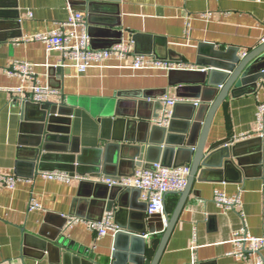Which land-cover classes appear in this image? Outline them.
<instances>
[{
  "label": "crops",
  "instance_id": "crops-1",
  "mask_svg": "<svg viewBox=\"0 0 264 264\" xmlns=\"http://www.w3.org/2000/svg\"><path fill=\"white\" fill-rule=\"evenodd\" d=\"M113 1L0 0V173L17 178L13 190L0 186V264H64L61 256L67 252L72 255L67 257V264H133V260H139L144 249L142 241L133 243L125 236L116 238L119 224L134 230L141 226L140 209L130 203L132 195H126L124 208L117 202L119 196L114 204L79 197L81 181L97 179V174L117 177L104 174V167L115 173L134 171L129 157L136 155L134 148H128L122 157L116 149H107V145L122 142L142 145L138 141L143 137L142 119L152 117L163 92L177 96L181 89L172 84L170 70L130 68L134 55L184 63L197 70L199 44H213L219 51L234 48L235 56H243L264 42V0ZM75 12L85 13L91 47L104 49L124 42L132 46L134 55L125 60L111 58L104 65L81 73L75 66L57 65L62 54L49 51L40 41L17 43L22 37L57 29ZM137 33L143 36L135 43L133 36ZM154 49L161 57L145 53ZM258 58L262 70L264 53ZM15 60L33 63L37 79L59 91L48 101L71 113V135L83 149L75 164L55 152L44 160L45 169L38 168L39 162L31 166L27 150L30 140L37 136V113L30 111L28 120L23 117L26 101L13 88L30 85L32 80L23 84L17 76L7 75V68ZM262 79L249 80L234 96L229 94L216 111L209 141L225 137L233 140L230 163L206 173L202 169L198 172L159 264H192L194 255L196 264H257L256 255L241 259L231 252L235 248L234 232L245 230L255 237L264 236V137L258 133L256 118L257 104L264 99ZM143 92L157 97L146 98L147 103L142 101L134 106V97L140 99L138 95ZM120 99L125 103L123 106L130 107V113H140L141 118L135 116L132 118L135 122H124L121 126L104 122L106 108L115 106ZM24 121L27 127L22 131ZM243 135L250 136L241 138ZM22 140L26 144L21 145ZM137 161L140 164L136 171L145 168V159ZM94 168L100 172H88ZM50 171L69 172L74 177L62 182L42 176ZM216 191L238 196L240 203L224 209L214 201ZM34 197L42 207L31 210ZM178 198L176 193L166 196L169 215ZM138 199L142 201L140 196ZM107 213L117 230H110L104 237H97L84 223L68 228L63 221V216L68 215L97 221ZM156 217L164 220L165 214ZM149 230L147 224V233L142 234L146 258L154 256L160 240L159 233L152 234ZM60 232L66 236L70 248L61 246V258L55 261L54 256L38 246L36 236L50 241L49 236ZM40 233L44 237L40 238ZM261 252L264 259V249ZM74 255L82 259L76 260Z\"/></svg>",
  "mask_w": 264,
  "mask_h": 264
},
{
  "label": "water",
  "instance_id": "water-1",
  "mask_svg": "<svg viewBox=\"0 0 264 264\" xmlns=\"http://www.w3.org/2000/svg\"><path fill=\"white\" fill-rule=\"evenodd\" d=\"M89 1L92 3L97 2V0ZM120 1L114 0L113 2ZM141 36L143 35L139 33L133 36L135 43L141 40ZM155 39L160 38L155 36ZM235 50L234 48H229L227 51H219L213 47V44H199L196 60L199 64L197 70L172 69L169 71V77L173 85H178L181 88L177 93V97H192L200 99L201 103L177 102L171 108L172 117L170 118L169 124L162 126L155 122L152 123L153 119L159 116V112L157 111L163 107L158 100L156 102V111L151 115L152 117H146L140 123L142 124L140 129L143 132V137L138 141L142 145L132 146L125 142L107 145V149H116L119 156L122 157L126 156L125 154L128 148H134L137 151L136 155L133 157L129 156L134 171H136L135 167L140 164L137 158L141 157L145 159V168L148 169H154V163H160L165 167L190 165L191 171L187 177V186L180 192H172L179 195L178 203L172 214L169 215L166 210L165 221L162 218H157V214L153 216L149 215L148 217L147 203L139 201L138 199L141 193L140 189L110 187L103 182L97 181L96 178L85 179L79 185V197H92L96 201L109 200L110 203L114 204L119 196L117 202L120 203L122 208L127 206L123 204L126 195H132L130 203L132 207L140 209L139 218L142 221L141 226L134 230L133 227L118 223L120 228L116 238L119 240L125 236L129 240H132L133 243L142 241V245L144 246V249L141 251L142 257L137 261L133 260V264H159L162 254L171 238L170 236L179 220V215L187 203L186 200L190 195L194 185V179L198 172L202 169V172L206 173L208 170L221 168L224 164L230 163L229 160L234 150L231 146L233 140L225 137L221 140L209 141L210 129L216 115L215 113L229 97V94L234 96L249 80H258L259 77L264 76V67L260 70L261 58H258L264 53V42L243 56L238 54L235 56ZM145 53H154L158 57H161L155 49ZM259 70L260 72H258ZM184 90L188 93H184ZM163 94L165 93L163 92L161 95ZM138 97L141 98L137 99V96L134 97V106L141 105L143 103L142 101H146V98L156 99L157 95H147L143 92ZM149 103L152 104V100ZM123 104H125L124 101L120 99L115 106L107 107L104 122L112 121L116 125L120 124L119 126H121L124 122H135L132 119L135 116L141 118L142 115L140 113H130V107L123 106ZM61 106L64 107V105ZM34 110L37 113L35 116L37 136L30 140L27 150L30 153L31 166L35 167L36 163L39 162L38 168L45 169V165L43 164L44 160L48 159L55 152L64 155L63 157L66 160L71 161L70 164H75L77 159H80L78 156L82 153L83 149L80 147L79 140L71 135V113L64 112V108H60L53 101H48V103L43 105L30 101L29 103L25 102L23 110L24 119L28 120L30 111L33 113ZM26 127L27 124L24 121L22 131ZM71 142L70 147L68 144ZM20 144L24 145L26 143L22 140ZM130 144H133V142ZM94 169L88 172H100L98 168ZM134 171L132 173H123L120 171H118L119 173H115L104 167L103 173L119 177L121 175L133 176L135 174ZM95 176L100 177V174ZM118 215L119 213H116V217ZM63 221L67 223L66 218H63ZM147 224L150 226V233H159L160 236L159 243L152 258H146V240L142 237V234L147 233ZM123 227H127L128 230H125ZM39 235L40 238L44 237L43 233ZM36 238L39 244L38 246L47 251L51 257L54 256L55 261H59V258L62 257V259L64 258V264H67V257L72 258L70 252L63 253L61 257L59 256L61 246L67 249L70 248L66 236L61 234V232L53 234L49 238L47 237L50 241L39 239L38 236ZM119 247L116 246L118 249ZM74 257L76 260L82 259L79 256L74 255ZM83 260L86 261V259Z\"/></svg>",
  "mask_w": 264,
  "mask_h": 264
},
{
  "label": "built area",
  "instance_id": "built-area-1",
  "mask_svg": "<svg viewBox=\"0 0 264 264\" xmlns=\"http://www.w3.org/2000/svg\"><path fill=\"white\" fill-rule=\"evenodd\" d=\"M261 1V0H256ZM85 13L75 12L70 17L59 24V27L50 32L29 35L16 40L17 43L29 42V40H37L42 42L49 51H56L62 54V58L57 65L75 66L79 72H85L91 67H99L104 65L107 60L117 58L120 60L127 59L130 55H134L132 46L124 42H118L110 48L95 49L91 47L90 35L87 28ZM264 41V38L262 39ZM134 60L129 65L132 69H163L166 71L177 70H194L193 66L184 63H175L172 61L161 60L156 57H148L142 54H135ZM35 65L31 62L15 60L7 68L6 73L10 77L17 76L24 84L26 81L32 80L30 85H23L13 88L18 92L24 101H32L38 104L48 103V98L52 95L59 94V91L50 85L42 84L36 77ZM261 88L264 94V76L261 81ZM162 108L159 110V116L154 122L167 126L172 117V106L177 102L187 103L194 102L200 104L201 100H193L191 98L177 97L176 95H167L166 93L159 97ZM257 130L260 136L264 137V99L258 102L256 110ZM250 135H243L241 138H247ZM233 142V141H232ZM154 169L141 168L138 169L133 176L110 177L102 175L97 178L99 182H103L110 187H121L123 189H140L141 200L147 203V213L149 215H164L166 213L165 198L172 192H180L187 186V177L191 171L190 165L178 167H165L160 163H154ZM42 176L48 180H59L62 182L70 181L74 175L69 172L50 171L43 172ZM17 178L14 175L0 173V186L7 189H14ZM214 201L222 208H233L240 203L238 196H229L225 192L216 191ZM31 210L40 208L42 205L34 197L30 203ZM66 218V226L72 227L79 223L87 225L88 229L93 231L97 237H104L110 230H117V227L110 221L111 214L107 213L100 221L82 220L75 216H63ZM232 241L235 245L231 252L238 258L244 259L251 255L257 256V264H264L261 250L264 249V236L255 237L243 230L233 233ZM195 248V247H193ZM197 259L194 255L192 264H196Z\"/></svg>",
  "mask_w": 264,
  "mask_h": 264
}]
</instances>
